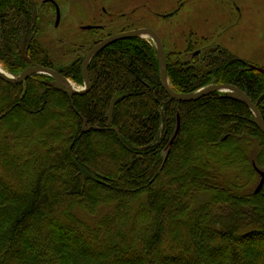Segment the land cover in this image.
<instances>
[{
    "label": "trees",
    "instance_id": "16d2710c",
    "mask_svg": "<svg viewBox=\"0 0 264 264\" xmlns=\"http://www.w3.org/2000/svg\"><path fill=\"white\" fill-rule=\"evenodd\" d=\"M31 10L26 0H0V63L11 73L30 64L20 46L32 25ZM30 33L27 57L52 68ZM200 56L195 65L167 59L175 91L234 84L259 101L264 118L263 72L219 49ZM82 63L61 73L83 84ZM89 76L90 90L72 97L50 86L49 75L19 84L0 77V264H264V185L259 192L253 188L255 177L261 180L258 170H264V133L252 110L223 92L172 99L161 81L157 50L141 37L104 47L92 59ZM37 88L49 109L60 105L74 114L72 135L63 125L50 134L22 130L18 119L25 101L37 109L34 118L48 114L33 97ZM93 137L121 153L96 155ZM245 141L253 151L240 159ZM182 151H199L214 181L201 165L182 170ZM225 151L233 157L226 160ZM13 176L23 180V191L15 189ZM223 176L225 183L219 181ZM244 203L252 207L246 210ZM183 226L191 231L182 235ZM54 228L63 237L53 243Z\"/></svg>",
    "mask_w": 264,
    "mask_h": 264
},
{
    "label": "rangeland",
    "instance_id": "374dc122",
    "mask_svg": "<svg viewBox=\"0 0 264 264\" xmlns=\"http://www.w3.org/2000/svg\"><path fill=\"white\" fill-rule=\"evenodd\" d=\"M43 1L36 0L40 6V16L36 18L37 22L26 30V42L27 33L29 35L31 32L30 40L32 42L39 41L42 44L46 55L52 59V68L60 72L65 69L69 70L74 64L83 61L97 41L119 32L143 27L154 28L159 33L164 43L166 59L174 62L182 61L195 65V62L192 61L197 55H201L199 60H202L208 52L219 47L217 45L220 43L228 50L229 55L233 54L234 60L239 58L237 60L243 59L250 64L264 67V0H70V3H67L66 0H57V8L53 3ZM32 12L33 10H31ZM94 24H103V26L98 27ZM217 28L222 33L219 38L216 33ZM227 28L229 30L225 31ZM145 39L149 40L156 48L152 39ZM219 53L222 54L223 51H219ZM21 58L26 59L22 55ZM0 65L2 66L1 63ZM3 69L14 76L24 71L15 74L4 67ZM67 78L72 81L75 87L81 88L85 84H79L72 78ZM41 95V90L37 88L33 97L39 98V106L45 109L48 114L43 119L34 118L37 109L30 106L29 101L31 102V100L25 101L21 105L23 111L18 119L23 123L22 130L26 133L42 131V134H50L63 125L67 128V134L72 135L76 126L74 114L68 113L60 105L55 106L53 110L49 109L50 102L42 98ZM53 118H58L60 122L52 120ZM205 118L208 120V116ZM37 127L39 130L36 129ZM200 129L204 131V128L202 129L199 124L197 131L203 132ZM123 145L128 150L132 147L126 141ZM92 147L95 154L99 156L112 151L121 153L110 143L101 142L96 137L92 138ZM240 149L242 150L238 155L240 159L246 158V154H251L253 151L246 141L245 144L240 143ZM199 150L203 155L202 147ZM57 152H62L59 146H57ZM228 153L227 151L225 154L222 153L226 160L233 157L231 153ZM181 154L184 157L182 170L191 172V169L201 165L208 174L206 178L214 181L215 178L210 174L211 167L203 162L199 151L196 154L195 152L188 153V155L186 151H182ZM213 156L217 157V153L213 152ZM78 157L75 155L74 158L79 160ZM90 157L95 160L93 155ZM183 166H186V169ZM226 179L227 177L223 176L217 180L225 183ZM231 180L235 182V179ZM12 181L16 185L15 189L23 191L24 186L21 178L13 176ZM259 182L260 179L255 177L253 188H257ZM174 192L176 195L178 194L177 190ZM240 192L248 194L245 190ZM223 194L224 197L227 196L228 200L232 201L235 198L229 192H223ZM262 197L264 201V192ZM203 200L204 198H200L199 201ZM250 206L252 207L248 203L243 205L246 210ZM179 231L184 235L188 234L191 228L183 226ZM29 233L34 234L33 230H30ZM62 237L61 229L54 228L53 243L61 240ZM209 257H213L212 254ZM42 259L45 260V257L42 256ZM206 262L208 263L207 260ZM169 264L180 263L170 262Z\"/></svg>",
    "mask_w": 264,
    "mask_h": 264
},
{
    "label": "water",
    "instance_id": "95a60500",
    "mask_svg": "<svg viewBox=\"0 0 264 264\" xmlns=\"http://www.w3.org/2000/svg\"><path fill=\"white\" fill-rule=\"evenodd\" d=\"M132 37H149L155 42L159 65L161 69V81H162L163 87L167 90V92L170 94L172 99L178 100V101H191V100H197L203 96L209 95L214 92H223L229 97H232L240 102L245 103L252 110L255 116L256 124L264 133V118L259 109V105H258L259 101L257 102L253 101V99L244 90H242L240 87L234 84H230V83L215 84L213 83V84H209L201 89H198L190 93H181V92L175 91L172 88L170 81H169V77H168L167 59H166V52H165L163 40L161 36L159 35V33L153 28L145 27V28L133 29L130 31L117 33L95 44L89 50L87 56L85 57L82 63V71H83L84 82H85V85L82 88L75 87L72 81L69 78H67L63 73L53 68L45 67L43 65H39L31 61V59L28 58L25 53L26 37L23 39L22 44H21V55L22 57L29 60L30 62L29 66L26 69H24V71L21 74L14 76L8 73L7 71H5L0 65V77L9 83L19 84V83L25 82L27 79L33 77L34 75L45 74V75H49L53 77V81H50L48 83L50 86L67 93L70 97L74 96L75 94H85L91 88V81H90V76H89V65L92 59L95 57V55L99 51H101L104 47H106L107 45H109L110 43L116 40H120L124 38H132ZM2 45H3V40L0 34V50L2 48ZM250 67L257 69L264 73L263 67H258L253 64H251ZM115 103H116V99L112 102L111 107H110V111H109L110 120L112 117V112H113ZM84 127H85L84 128L85 130H88V128H86V123ZM180 127H181V119H180V116H178V128H177L176 135L178 134ZM258 171L261 175V180L256 188V192L261 191L264 185V170L259 169Z\"/></svg>",
    "mask_w": 264,
    "mask_h": 264
},
{
    "label": "flooded vegetation",
    "instance_id": "af4514ba",
    "mask_svg": "<svg viewBox=\"0 0 264 264\" xmlns=\"http://www.w3.org/2000/svg\"><path fill=\"white\" fill-rule=\"evenodd\" d=\"M27 1V3H29L30 5H32V10H33V14H32V16H33V20H32V24H35V22H37L36 21V18L37 17H39L40 16V14H39V9H40V6L38 5V3L36 2V0H26ZM67 1V3H70L69 1L70 0H66ZM43 2H45V3H53L54 4V6L57 8V4H58V1L57 0H44ZM73 22V21H72ZM95 26H98V27H101V26H103V24H94ZM222 25V24H221ZM144 28V27H143ZM148 28H151V27H148ZM137 29H139V28H137ZM154 29V28H153ZM131 30H133V29H131ZM229 30V28H227L225 31H228ZM128 31H130V30H128ZM123 32H125V31H123ZM119 33H121V32H119ZM216 33H217V37L219 38L220 36H221V32H220V30H219V28H217V30H216ZM114 35V34H113ZM110 36H112V35H110ZM110 36H108V37H110ZM107 38V37H106ZM105 38V39H106ZM102 40H104V39H102ZM102 40H100V41H102ZM100 41H97L95 44H97L98 42H100ZM94 44V45H95ZM217 46H219V47H217L216 49H219V51L221 52V51H225V52H227V54H230L229 52H228V50L226 49V48H224L220 43H218V45ZM233 55V54H232ZM237 59H239V58H237ZM236 58H235V60H237ZM233 60H234V58H233ZM237 61H240V62H242V63H244V64H248V62L247 61H245V60H243V59H240V60H237Z\"/></svg>",
    "mask_w": 264,
    "mask_h": 264
},
{
    "label": "bare ground",
    "instance_id": "6f19581e",
    "mask_svg": "<svg viewBox=\"0 0 264 264\" xmlns=\"http://www.w3.org/2000/svg\"><path fill=\"white\" fill-rule=\"evenodd\" d=\"M2 67V66H1Z\"/></svg>",
    "mask_w": 264,
    "mask_h": 264
}]
</instances>
